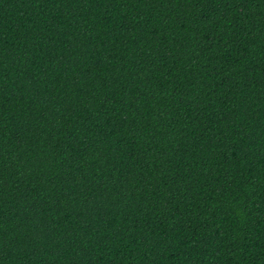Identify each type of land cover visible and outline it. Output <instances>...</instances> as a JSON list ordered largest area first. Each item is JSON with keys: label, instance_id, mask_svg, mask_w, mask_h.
Masks as SVG:
<instances>
[{"label": "trees", "instance_id": "1", "mask_svg": "<svg viewBox=\"0 0 264 264\" xmlns=\"http://www.w3.org/2000/svg\"><path fill=\"white\" fill-rule=\"evenodd\" d=\"M0 264H264V0H0Z\"/></svg>", "mask_w": 264, "mask_h": 264}]
</instances>
